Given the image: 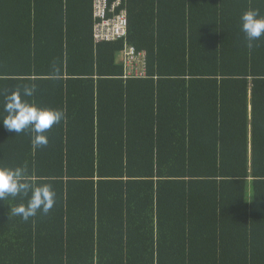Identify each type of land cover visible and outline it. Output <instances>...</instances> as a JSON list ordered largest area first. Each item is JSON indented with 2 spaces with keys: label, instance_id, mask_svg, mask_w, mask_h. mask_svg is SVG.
Returning <instances> with one entry per match:
<instances>
[{
  "label": "trees",
  "instance_id": "obj_1",
  "mask_svg": "<svg viewBox=\"0 0 264 264\" xmlns=\"http://www.w3.org/2000/svg\"><path fill=\"white\" fill-rule=\"evenodd\" d=\"M107 1L126 39L96 42V0H0V119L26 85L65 113L41 148L0 125V165L56 192L28 221L0 201V264H264V37L240 30L264 0Z\"/></svg>",
  "mask_w": 264,
  "mask_h": 264
},
{
  "label": "clouds",
  "instance_id": "obj_2",
  "mask_svg": "<svg viewBox=\"0 0 264 264\" xmlns=\"http://www.w3.org/2000/svg\"><path fill=\"white\" fill-rule=\"evenodd\" d=\"M240 30L244 34L245 47L252 50L264 37V14L251 8L240 16ZM36 92L35 85H26L4 97L3 115L0 119L7 131L15 135L27 131L35 148L46 147L49 143L47 133L65 119L62 109L37 106L28 98ZM27 165L7 167L0 165V201L8 197H27V203L13 206L10 212L24 221L47 215L56 203V192L50 183H33Z\"/></svg>",
  "mask_w": 264,
  "mask_h": 264
},
{
  "label": "built area",
  "instance_id": "obj_3",
  "mask_svg": "<svg viewBox=\"0 0 264 264\" xmlns=\"http://www.w3.org/2000/svg\"><path fill=\"white\" fill-rule=\"evenodd\" d=\"M122 2L115 3L111 8L107 0H96L95 15L98 20L95 28V40L97 43L113 42L126 39L128 20L125 11L117 14ZM124 72L126 78L145 79L146 61L142 52H136L135 48L126 45L123 54Z\"/></svg>",
  "mask_w": 264,
  "mask_h": 264
},
{
  "label": "bare ground",
  "instance_id": "obj_4",
  "mask_svg": "<svg viewBox=\"0 0 264 264\" xmlns=\"http://www.w3.org/2000/svg\"><path fill=\"white\" fill-rule=\"evenodd\" d=\"M123 10V9H122ZM129 26V25H128ZM190 140V139H189Z\"/></svg>",
  "mask_w": 264,
  "mask_h": 264
}]
</instances>
